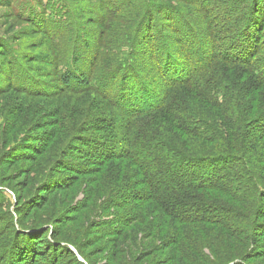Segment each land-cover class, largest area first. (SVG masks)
<instances>
[{"label":"trees","instance_id":"obj_1","mask_svg":"<svg viewBox=\"0 0 264 264\" xmlns=\"http://www.w3.org/2000/svg\"><path fill=\"white\" fill-rule=\"evenodd\" d=\"M164 1L167 3L99 0V25L104 29L95 40L90 38L93 44L85 43L89 66L78 71L73 68L77 59L59 74L60 94L95 92L104 102V111L115 110L105 118H92L84 130L105 134L83 139L103 150L98 165L113 163L111 173L121 176L122 172L123 186H129L126 195L135 201V216L144 208L161 212L173 224H181L178 241L183 237L182 225L205 221L233 235L234 245L243 244L247 253L251 250L248 244L254 242L249 234L260 219L253 210L264 208V129L253 133L246 127L247 122L264 123V43L260 34L264 0H235L228 18L216 12L223 0H181L197 8L192 14ZM198 11L206 18L198 17ZM236 16L240 19H234ZM61 41L70 42L61 38L58 51L63 50ZM71 43L73 49L59 52L52 61L57 73L65 70L61 67L66 59L73 60L79 52V42ZM234 48L240 49L238 53ZM146 56L149 62L143 64ZM22 75L20 68L16 73L20 82ZM19 81L8 80L0 92L9 86L23 89L16 86ZM109 90L114 94H108ZM120 114H124L122 119L116 120ZM158 121L167 130L162 131ZM191 148L202 154L195 152L194 157ZM160 167L174 176L166 181ZM67 168L64 164L63 170ZM11 220L9 227L0 230V264H37L34 248L18 242L35 229L19 230ZM132 226L128 222L130 238L136 236ZM242 227L246 232L238 233ZM112 232L115 242L110 259L118 264L123 233L116 228ZM260 239L257 236V244ZM55 250L54 246L48 248L47 264H58ZM67 252L71 254L69 249ZM191 252L196 255L195 250ZM215 262L248 264L233 256Z\"/></svg>","mask_w":264,"mask_h":264},{"label":"rangeland","instance_id":"obj_2","mask_svg":"<svg viewBox=\"0 0 264 264\" xmlns=\"http://www.w3.org/2000/svg\"><path fill=\"white\" fill-rule=\"evenodd\" d=\"M168 1L189 14L197 10L181 0ZM223 1L216 12L219 17L228 18L235 0ZM101 4L99 0H0V87L8 80L19 81L16 73L20 68L25 75L23 82L19 81L21 85L16 86L28 87L23 91L9 86L0 92V230L10 226L9 218L13 219L14 228L35 229L31 235L19 237L18 242L24 248H34L37 264L49 263L48 248L53 246L58 264H76L77 260L84 264H112L114 228L123 233L118 264H214L227 256L244 259L248 264H264V208L253 210L260 219L249 234L254 242L248 244L251 250L247 253L243 244L234 245L233 235L205 221L182 225L181 240H186L176 246L181 241L177 239L181 224H173L153 209L138 210L142 212L136 217L135 201L126 195L129 186H123L126 182L121 178L122 172L121 176L111 173L113 163L97 164L103 150L83 138L105 133L91 134L84 130L89 128L92 118H105L115 110L104 111V102H100L101 97L95 92L61 95L59 74L70 69L77 59V66H72L78 71L89 66L84 46L88 42L93 44L91 39L104 29L99 25ZM196 13L201 19L206 18L204 13ZM162 23L165 26L163 19ZM262 27L264 43V21ZM66 37L70 42L61 41L59 46L63 50L58 51L56 44ZM73 41L79 42V52L73 60L66 59L61 67L65 70L59 69L57 73L52 61L59 52H69ZM234 49V53L240 50ZM142 62L148 64V56L142 57ZM210 119L220 131L224 130L219 122ZM155 123L165 131L162 122ZM262 124L247 122L246 127L258 133L264 129ZM44 151L45 156L40 158ZM190 152L194 157L195 152L202 154L197 148H191ZM64 164L68 166L65 170ZM159 170L165 171L166 181L174 176L162 167ZM59 185H64L62 190H56ZM128 222H133L135 237L126 234ZM245 232L242 227L238 233ZM257 236L261 237L259 244ZM191 249L195 250V256ZM28 255L26 259L31 253Z\"/></svg>","mask_w":264,"mask_h":264}]
</instances>
